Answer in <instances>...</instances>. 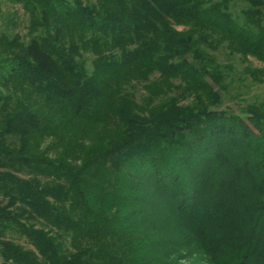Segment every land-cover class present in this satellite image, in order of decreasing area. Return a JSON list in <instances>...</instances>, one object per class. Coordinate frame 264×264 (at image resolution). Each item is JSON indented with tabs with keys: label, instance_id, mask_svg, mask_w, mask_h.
<instances>
[{
	"label": "trees",
	"instance_id": "16d2710c",
	"mask_svg": "<svg viewBox=\"0 0 264 264\" xmlns=\"http://www.w3.org/2000/svg\"><path fill=\"white\" fill-rule=\"evenodd\" d=\"M3 1L0 264H264V0Z\"/></svg>",
	"mask_w": 264,
	"mask_h": 264
},
{
	"label": "rangeland",
	"instance_id": "374dc122",
	"mask_svg": "<svg viewBox=\"0 0 264 264\" xmlns=\"http://www.w3.org/2000/svg\"><path fill=\"white\" fill-rule=\"evenodd\" d=\"M241 3L235 5L234 11L237 13L241 7ZM18 9L19 18L16 20L14 31L23 33L25 31V15L18 5H11L3 0H0V23H2L13 10ZM218 61L221 64H232L230 70L229 89L223 95V103L221 107H229L238 110L239 107L249 102H258L264 100V72L257 75V80L253 79L248 73L243 71L246 62H242L238 55H229L225 49H220L217 53ZM250 65L264 71V62L249 56ZM231 80V82H230ZM38 225H42L41 222ZM8 238L23 244L26 247H32L31 243L24 237H19L15 234H8ZM195 256L181 259L180 262L187 264L189 261H196Z\"/></svg>",
	"mask_w": 264,
	"mask_h": 264
}]
</instances>
